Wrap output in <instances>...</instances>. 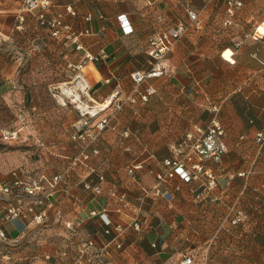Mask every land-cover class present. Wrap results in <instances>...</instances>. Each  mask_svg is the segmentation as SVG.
<instances>
[{
    "label": "crops",
    "instance_id": "crops-1",
    "mask_svg": "<svg viewBox=\"0 0 264 264\" xmlns=\"http://www.w3.org/2000/svg\"><path fill=\"white\" fill-rule=\"evenodd\" d=\"M49 1L47 14H62L76 41L52 36L30 12L19 30L23 1L0 0V35L7 49L0 52V138L3 131L19 130L10 146L0 139V180L10 179L14 170L23 175L66 170L77 152L71 137L79 120L74 104L98 105L117 87L124 96L133 93L131 74H145L153 65L151 37L188 21L189 9L200 13L205 28L178 40L165 60V74L141 83L156 93L147 102L137 97L124 104L96 143L99 153L68 171L42 232L22 218L6 223L8 236L22 242L14 250L23 254L16 252L14 261L77 264V245L92 239L108 246L115 264H180L182 253L192 254L194 264H264V148L255 141L264 128V38L253 35L264 0H242L229 27L223 25L225 0ZM121 14L131 33H124ZM260 30L264 33V24ZM228 49L232 61L225 57ZM112 111L110 106L100 114ZM213 119L225 129L226 145L220 161H204L216 186L207 190L179 177L157 184L156 172L167 169L162 160L176 148L186 152V134L206 129ZM135 162L144 167L134 178L128 168ZM91 169L105 175L104 194L83 187ZM242 171L251 173L243 177ZM156 187L170 191L172 199L153 191L141 198ZM112 188L126 199L110 196ZM234 205L248 217L260 208L253 227L224 221Z\"/></svg>",
    "mask_w": 264,
    "mask_h": 264
},
{
    "label": "built area",
    "instance_id": "built-area-1",
    "mask_svg": "<svg viewBox=\"0 0 264 264\" xmlns=\"http://www.w3.org/2000/svg\"><path fill=\"white\" fill-rule=\"evenodd\" d=\"M22 1V10L18 14L17 28L19 30L24 29V22L26 19L25 12H30L42 25L47 26L52 36L62 40L76 41V34L72 31L71 25L64 21L62 14H47V8L50 5L49 0ZM242 7V0H227V18L224 21V25L232 24L238 10ZM68 10L74 14L72 7H68ZM187 16L189 22L179 21L173 27L154 34L151 37L148 54L153 59V65L145 74H142L139 71L131 74V77L135 82L133 93L124 96L121 88L117 87L102 103L95 105V108L91 107L92 109H88L86 107L84 111L79 110V120L77 124H75V130L72 134V137L76 142L77 152L70 158L66 170L52 174L42 170L31 175H23L19 171L14 170L10 179L0 180L1 241H20L17 238H10L6 231V223L14 219L22 218L26 220L27 225H29V227L32 226V228L45 226L50 220L49 211L54 206V195L60 190V186L68 171L78 164H87L91 155L99 153L96 143L104 130L111 124L113 118L116 116V112L121 110L126 103H135L137 97L142 101L147 102L150 96L156 93V88L154 86L149 85L146 88H142L141 83L146 77L165 74L167 69L165 60L178 40L188 32V24L193 23L197 28H200L203 25L201 17L195 10L189 9L187 11ZM118 18L121 21L124 33H131L133 27L128 21L127 16L121 14ZM263 24L264 21L256 26L253 32L254 37H256L257 34H260L258 37L264 38V33L260 30ZM77 48L80 49L81 45L78 44ZM4 50H7L6 38L0 35V52ZM87 59H93V56L88 55ZM82 66L83 64H79L75 67L80 69ZM261 72L264 75V64L261 67ZM110 106L113 107V111L109 114L103 115L99 121L95 122L97 116ZM212 110L214 112L217 111V106L213 105ZM18 133L19 130L3 131L2 137L5 140L17 139ZM224 135L225 129L216 119H213L204 130H198L197 133H187L186 140L188 150L183 152V149L176 148L173 157H167L162 160L167 169L165 171L156 172L157 184L179 177L188 182L193 180L197 181L200 187L212 190L216 186V177L206 168L204 161L210 158L216 161L221 160L222 155L226 150V145L223 140ZM255 141L259 150H262V148H264V128L257 130ZM143 167L142 162H135L128 168V173L135 178ZM250 173L251 172L249 171H242L239 175L248 177ZM104 180L105 175L102 172L97 171L96 169H91L88 177L82 180V184L86 190L92 191L95 194H104ZM152 191L155 195H161L169 200L172 199L170 191L161 190L159 187H156L153 190H145L141 198L144 200ZM108 194L117 197L120 201L126 199L125 193L119 192L113 188L108 190ZM218 199V197H214V200ZM91 214L96 215L98 212L92 210ZM99 215L106 224L111 223L106 212H100ZM247 220L248 214L246 211L236 205L229 207L224 217V221L230 222L233 225L246 224ZM66 226L72 228L73 224L67 222ZM139 226L138 223L135 224L136 228H139ZM116 246L121 248L122 243L118 242ZM76 251L77 253L74 261L77 264H115L113 260L108 257V246H98L92 239H84L79 242ZM67 254L66 251L62 252V255L66 256ZM46 257L49 258L50 255H46ZM194 263V256L191 254L184 255L181 260V264Z\"/></svg>",
    "mask_w": 264,
    "mask_h": 264
},
{
    "label": "rangeland",
    "instance_id": "rangeland-1",
    "mask_svg": "<svg viewBox=\"0 0 264 264\" xmlns=\"http://www.w3.org/2000/svg\"><path fill=\"white\" fill-rule=\"evenodd\" d=\"M210 2L212 1V0H209ZM224 2V1H223ZM226 2H227V0H225V9H226ZM194 10V9H193ZM198 14H199V16H200V13L197 11V10H195ZM262 9H260V11L257 13V16H258V18H259V21H264V15L262 14ZM225 12H226V10H225ZM227 14V13H226ZM201 20H202V22H203V25L200 27V28H197V27H195L194 25H193V23H190V24H188V32H191V30H195V31H199V30H203L204 28H205V22H204V20H203V18H201ZM186 22H189V20L188 21H186ZM223 25H224V23H223ZM231 25V24H230ZM230 25H224L225 27H229ZM187 32V33H188ZM186 33V34H187ZM184 36V35H183ZM182 38V37H181ZM2 52V51H1ZM70 100V99H69ZM68 104H70V103H68ZM71 105V104H70ZM75 105V108L77 109V114H79V110L80 111H84L85 110V108L87 107L88 109H92L91 107H93V108H95L96 106V104L94 103H91V104H83L82 102H79V103H75L74 104ZM88 105V106H87ZM97 109V108H96ZM103 117V113L102 114H100L99 116H97V118L95 119V122H97V121H99L101 118ZM3 133V132H2ZM73 134V133H72ZM72 137V136H71ZM73 138V137H72ZM3 142H5V144H6V146H10L7 142H9V140H5V139H3V137H2V135H1V138H0ZM0 140V141H1ZM74 140V139H73ZM1 141V142H2ZM13 144H16V143H13ZM12 172H14V171H12ZM12 174V173H11ZM50 224V220L47 222V224H45V226H40V227H36V229H38V231H40V232H42L43 231V228H46L48 225ZM22 243V242H21ZM21 243L20 242H12V240H9V241H7V240H4V241H1L0 240V264H15V263H17V262H19V261H14V259H16L17 257L15 256V254H16V252H20V254H23L21 251V248H20V250H14V248L18 245V244H20L21 245ZM23 248V247H22ZM187 253H182L181 255H180V258H182L184 255H186ZM4 255H8V256H4ZM192 255V254H191ZM33 262L31 263V262H29L28 264H38L37 262H36V259H34V260H32ZM21 263L20 264H24V261H20ZM18 264V263H17ZM180 264H181V262H180Z\"/></svg>",
    "mask_w": 264,
    "mask_h": 264
},
{
    "label": "trees",
    "instance_id": "trees-1",
    "mask_svg": "<svg viewBox=\"0 0 264 264\" xmlns=\"http://www.w3.org/2000/svg\"><path fill=\"white\" fill-rule=\"evenodd\" d=\"M39 171H41V170H39ZM39 171H35L34 173H36V172H39ZM33 174V173H32ZM251 212H252V215H251V217H248V220H247V223H248V226H249V228L252 226L253 227V221L255 220V218L258 216V215H260L261 214V212H260V208H256V209H254V211H252L251 210ZM261 231H259V229H255V227H254V229L252 230V233H256V235H258L259 233H260Z\"/></svg>",
    "mask_w": 264,
    "mask_h": 264
},
{
    "label": "bare ground",
    "instance_id": "bare-ground-1",
    "mask_svg": "<svg viewBox=\"0 0 264 264\" xmlns=\"http://www.w3.org/2000/svg\"><path fill=\"white\" fill-rule=\"evenodd\" d=\"M232 51L230 49L226 50L225 51V57L228 59V60H231L232 61Z\"/></svg>",
    "mask_w": 264,
    "mask_h": 264
}]
</instances>
